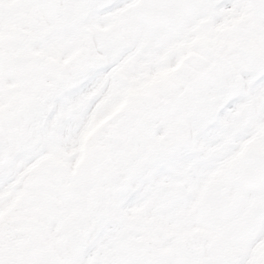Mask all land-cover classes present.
Segmentation results:
<instances>
[{"label": "snow or ice", "instance_id": "6c2138e0", "mask_svg": "<svg viewBox=\"0 0 264 264\" xmlns=\"http://www.w3.org/2000/svg\"><path fill=\"white\" fill-rule=\"evenodd\" d=\"M0 264H264V0H0Z\"/></svg>", "mask_w": 264, "mask_h": 264}]
</instances>
